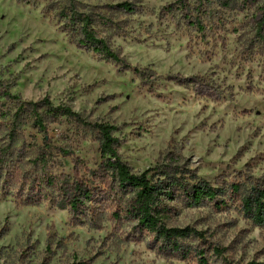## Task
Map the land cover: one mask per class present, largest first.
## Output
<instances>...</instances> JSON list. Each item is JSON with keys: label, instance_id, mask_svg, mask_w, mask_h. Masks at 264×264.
Segmentation results:
<instances>
[{"label": "rangeland", "instance_id": "rangeland-1", "mask_svg": "<svg viewBox=\"0 0 264 264\" xmlns=\"http://www.w3.org/2000/svg\"><path fill=\"white\" fill-rule=\"evenodd\" d=\"M52 1L0 0V80L12 95L47 97L117 127L118 154L134 173L173 162L214 186L264 181V41L255 27L264 0L231 7L211 0L198 10L196 0H187L202 31L185 22L178 0H80L113 18L95 29L129 71L78 48L44 10ZM123 2L135 13L107 9ZM192 78L205 83L203 93L195 82L177 80ZM28 133L36 141L26 136L25 146L41 144L36 131ZM48 137L81 160L80 177L89 179L100 161L97 135L64 120L48 126ZM20 149L23 160L11 155L0 181V264H195L157 251L133 222L111 216L114 206L76 217L60 206L53 187L30 191L27 179L12 176L40 168L34 149ZM71 157H56L48 172L72 176ZM170 206L168 228L190 227L225 248L229 260L264 264V228L245 220L237 205ZM209 263L222 264L211 256Z\"/></svg>", "mask_w": 264, "mask_h": 264}, {"label": "trees", "instance_id": "trees-1", "mask_svg": "<svg viewBox=\"0 0 264 264\" xmlns=\"http://www.w3.org/2000/svg\"><path fill=\"white\" fill-rule=\"evenodd\" d=\"M35 1L22 0L23 4L29 6H33ZM213 1L223 7L236 4V0ZM196 2L198 5L194 8L198 10L204 2L211 0ZM172 6L169 7V14L174 8ZM175 7L183 12L185 22L202 31L200 20L192 14L187 0H178ZM107 9L116 10L122 15H131L136 11L135 5L128 2ZM258 9L261 11L256 17V35L264 41V3ZM44 10L46 13H52L58 28L72 38L78 48L91 52L122 70H131L129 65L123 63L124 61L110 50L106 41L98 37L95 29L98 24H113V18L102 15L90 6L82 4L80 0L52 1ZM177 80L180 84L195 82L201 93L205 88V83L197 78ZM0 101H4L0 103V135L5 140L0 145V181L5 179L2 174L12 160L11 155L20 161L24 158L20 148L34 149L35 157L32 162L39 164L40 172L27 176L16 170L12 179H27L28 189L38 194L46 185L53 187L60 206L76 217L92 213L93 207L98 205L114 206L111 216L114 219L124 217L133 222V228L138 233L151 237L157 251L176 256L183 261L190 260L195 264H210V256L219 258L222 264L241 263L226 258V249L210 245L201 232L190 227L168 228L165 220L171 217L174 211L170 204L197 208L211 203L221 209L230 203L237 205L242 217L254 227L264 228V181H258L255 185L230 182L214 186L200 179L193 171L173 162L163 167L149 168L143 173H134L118 154L120 141L115 136L117 127L89 121L85 116L74 112L70 106L53 105L47 97L36 102L23 101L19 96L12 95L1 80ZM7 102H10L8 107ZM64 120H69L84 132H93L98 137L100 161L96 170L88 171L89 179L80 177L83 168L81 160L74 157L69 149L56 146L48 137V126L59 125ZM29 130H34L41 136L40 145L31 143L25 146L26 136L33 142L36 141V137L28 133ZM60 155L72 156L75 166L72 176H53L48 172V167Z\"/></svg>", "mask_w": 264, "mask_h": 264}]
</instances>
